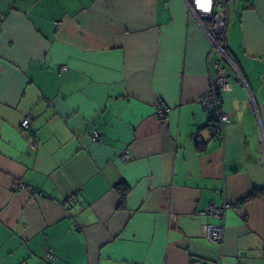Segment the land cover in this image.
Returning a JSON list of instances; mask_svg holds the SVG:
<instances>
[{"label":"crops","instance_id":"1","mask_svg":"<svg viewBox=\"0 0 264 264\" xmlns=\"http://www.w3.org/2000/svg\"><path fill=\"white\" fill-rule=\"evenodd\" d=\"M225 3L245 83L223 62L208 139L219 55L184 0H0V264H264V0Z\"/></svg>","mask_w":264,"mask_h":264},{"label":"built area","instance_id":"2","mask_svg":"<svg viewBox=\"0 0 264 264\" xmlns=\"http://www.w3.org/2000/svg\"><path fill=\"white\" fill-rule=\"evenodd\" d=\"M184 1L190 13L203 26L209 37L213 50L219 55V59L215 63L216 72L210 81L209 89L205 94L200 96L199 100L205 110L209 113L208 123L205 126L207 138L221 139L223 137V123L228 120L227 114H224L220 109L221 95L230 91L233 83H235L231 79V71L223 65V62H225L229 68L238 74L239 83H245L241 72L236 66L224 42L225 32L227 29L226 3L225 0H210V3L209 0H199V2L198 0ZM248 7H250V5ZM206 22L208 23L207 25ZM65 69L66 66L62 65L58 70L63 71ZM167 112V108L160 107L156 114L159 118H164ZM29 123V117H24L20 123V129L26 131L30 135H33V130L31 129ZM90 137L94 142L99 141L98 131H91ZM31 144H33V142ZM123 158H128L126 151L123 153ZM15 189L36 193L35 190L31 189L22 182H17ZM228 206L229 204L227 202L223 203L221 207L208 205L206 209L199 210L198 214L200 216L212 214L220 217L222 216V210ZM201 234L211 243H222L224 237V225L204 224L201 228ZM45 255L47 259H51L53 257L50 251H47Z\"/></svg>","mask_w":264,"mask_h":264},{"label":"trees","instance_id":"3","mask_svg":"<svg viewBox=\"0 0 264 264\" xmlns=\"http://www.w3.org/2000/svg\"><path fill=\"white\" fill-rule=\"evenodd\" d=\"M127 192V188L124 186V185H121L120 187H119V193H120V195H121V197H122V201H121V203H123V199H124V196H125V193ZM248 198H250V196H248L247 198H245V200L246 199H248ZM195 261H193V263H194Z\"/></svg>","mask_w":264,"mask_h":264},{"label":"snow or ice","instance_id":"4","mask_svg":"<svg viewBox=\"0 0 264 264\" xmlns=\"http://www.w3.org/2000/svg\"><path fill=\"white\" fill-rule=\"evenodd\" d=\"M209 3H210V0H209Z\"/></svg>","mask_w":264,"mask_h":264},{"label":"clouds","instance_id":"5","mask_svg":"<svg viewBox=\"0 0 264 264\" xmlns=\"http://www.w3.org/2000/svg\"><path fill=\"white\" fill-rule=\"evenodd\" d=\"M198 2H199V0H198Z\"/></svg>","mask_w":264,"mask_h":264}]
</instances>
